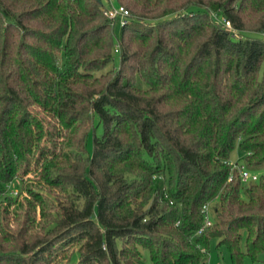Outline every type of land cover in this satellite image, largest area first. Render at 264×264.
<instances>
[{"label":"trees","instance_id":"obj_1","mask_svg":"<svg viewBox=\"0 0 264 264\" xmlns=\"http://www.w3.org/2000/svg\"><path fill=\"white\" fill-rule=\"evenodd\" d=\"M115 2L119 36L103 0H0V264H257L264 175L229 161L264 165V0Z\"/></svg>","mask_w":264,"mask_h":264},{"label":"rangeland","instance_id":"obj_2","mask_svg":"<svg viewBox=\"0 0 264 264\" xmlns=\"http://www.w3.org/2000/svg\"><path fill=\"white\" fill-rule=\"evenodd\" d=\"M103 1L105 4H107L106 5L107 7L110 5H113L115 7L119 6L118 3L115 2V0H103ZM121 20H122V17L120 15L114 18L115 32L117 36H119L121 33ZM118 64H119V56L115 52L113 62L110 65H108L103 71H99L98 74H101L102 72L105 73L107 71H112V68H114L115 66H118ZM60 65L62 68L65 67V54L64 53H61L60 55ZM88 146L90 150L93 148L92 139L89 140ZM242 155L243 153L240 147L237 146L231 154V160L242 162V160H240ZM250 170L258 173L259 176L264 175V165L259 166L257 168H250ZM14 193L16 194L17 190H14ZM53 240H57L58 242L57 246L55 247H56V250L59 251V253L61 254L62 259H64V255L69 257V255L72 252H76L77 250L83 251L82 250L83 241L80 240L78 237L77 238L71 237L69 239L68 238L66 239V236L62 238L56 236L55 238H53ZM143 256H144L145 262H147L148 264H152L151 258L149 257L147 251H143ZM261 260H264V252H262L259 255V261L257 262V264H260ZM65 261L66 260H63V263H60V264H66L67 261L66 262ZM206 264H232L230 250L226 244H220V238L214 237L211 239L210 246L207 252ZM243 264H255V263L253 262L252 258L249 255H246L244 258Z\"/></svg>","mask_w":264,"mask_h":264},{"label":"built area","instance_id":"obj_3","mask_svg":"<svg viewBox=\"0 0 264 264\" xmlns=\"http://www.w3.org/2000/svg\"><path fill=\"white\" fill-rule=\"evenodd\" d=\"M104 13L109 16L110 18L114 19L118 15L122 17L121 20V25H123L126 22V17L129 16V10L120 5L118 7H115L113 5H110L104 9ZM224 23L226 26L231 27V22L229 20H224ZM229 164L232 167V170L237 169L238 172L240 173L241 179L243 182H250V181H256L259 177L258 173L251 171L244 162H238V161H229ZM233 178V174L229 176V179L231 180ZM204 213H205V220H204V225L201 229H199L198 232H201L202 229L205 226L211 225L212 224V218L210 214V209L209 205L204 206Z\"/></svg>","mask_w":264,"mask_h":264}]
</instances>
